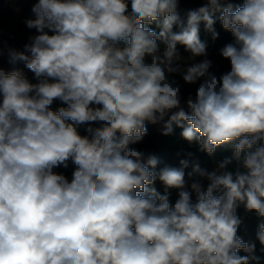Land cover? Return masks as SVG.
Segmentation results:
<instances>
[{"label": "clouds", "instance_id": "9594fccd", "mask_svg": "<svg viewBox=\"0 0 264 264\" xmlns=\"http://www.w3.org/2000/svg\"><path fill=\"white\" fill-rule=\"evenodd\" d=\"M180 3L33 4L35 34L8 57L37 82L0 68V264H262L264 0H203L183 18ZM217 21L234 38L219 74L201 39V25L218 39ZM149 124L231 156L158 167L134 147ZM70 163L71 179L54 171ZM241 206L259 221L247 242Z\"/></svg>", "mask_w": 264, "mask_h": 264}, {"label": "trees", "instance_id": "16d2710c", "mask_svg": "<svg viewBox=\"0 0 264 264\" xmlns=\"http://www.w3.org/2000/svg\"><path fill=\"white\" fill-rule=\"evenodd\" d=\"M11 2L13 0H10ZM7 0H0V15L5 12V6L7 4ZM15 4H22V0H16L13 1ZM242 3V0H240ZM203 3V0H181L180 3V15L183 18L184 14L189 9H194ZM152 27H155L154 25ZM215 29L219 33V37L217 40L213 41L211 39L210 34L205 33L203 31V25H201V39L207 43L208 46V53H209V59H212L214 62V68L213 71H215L217 74L222 73L224 71L230 70V63L229 61L223 59L219 54V49L226 45L227 43L233 42V37L230 32H227L223 30L221 24L219 21L214 25ZM28 34L26 32L25 27L23 24H16L11 33L10 37L5 36L4 34H0V38L2 41H5V43H8L11 46H18L19 44L24 45L28 43ZM182 51V49H181ZM8 52H6L4 55H0L1 65L4 66L7 64L8 59ZM202 59V58H198ZM177 80L180 81L182 84V95L187 96L189 93L195 94V90L198 87V83L196 85H186L183 84V81L179 76L176 77ZM31 82L35 83L37 82L35 80L34 74L29 79ZM65 106L62 105L59 101H54L53 105L50 106L52 110H57L59 107ZM98 126V125H94ZM85 127L86 125H80L78 126V131L81 134L85 133ZM148 128V134L144 137L143 142L135 145L134 147H137L141 150H146L148 152H152L155 154L160 161V164L158 167H163L165 164L173 166V167H179V161L181 159H189L192 163H199L202 168H207L209 170H212L216 166V162L222 160L226 156H231V151L227 150L224 147H220L216 150V153L213 156H208L206 153L200 152L198 150V145L192 144L189 145V143L185 140H183L180 136V129L176 128L174 131V134L170 136H163L160 134L159 128L157 129L155 125H147ZM193 153L191 157L187 156V153ZM74 170V166L70 163L69 167L67 169H64L62 166L59 168L54 169L55 172L63 173L66 177L71 179V173ZM186 173L191 171V164L188 169L185 170ZM187 178V177H186ZM196 177H193L195 179ZM191 181H189L190 183ZM205 185L207 184V181L205 180L203 182ZM157 189L161 192H163L162 186L157 183L155 185ZM178 198L176 190H172V194L170 197V200L172 203L175 202V200ZM193 200L195 201V194H193ZM237 214L241 217L243 223L241 224V227L238 231V234L247 242L255 239V235L257 232V225H258V218L255 216L254 213H246L243 206L239 207L237 209ZM259 244L257 242V254L258 255H264L259 252ZM243 254V253H242ZM262 264H264V261H262Z\"/></svg>", "mask_w": 264, "mask_h": 264}, {"label": "rangeland", "instance_id": "374dc122", "mask_svg": "<svg viewBox=\"0 0 264 264\" xmlns=\"http://www.w3.org/2000/svg\"><path fill=\"white\" fill-rule=\"evenodd\" d=\"M7 1L8 2L4 8L5 12L0 15V34H4L5 36L10 37V33L16 24H23L28 36L35 34V30H29L23 21L26 18H34V14L32 13L31 8L36 0H22V4H20L19 2L18 4H15L13 1L16 0H13L12 2L10 0ZM23 46L24 45L21 44H19L18 46H11L8 43H5V41H2L0 38V50H2L3 55L8 52L9 48H14L17 51H24ZM0 68H3L5 72L20 70L27 76L28 79H30L33 75V73L25 67V64L23 62L18 61L15 64H12L9 63V58L7 59V64L4 66H0ZM155 126L157 129L161 127L160 125Z\"/></svg>", "mask_w": 264, "mask_h": 264}]
</instances>
